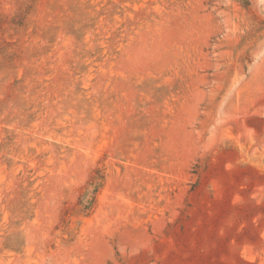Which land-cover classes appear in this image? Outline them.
Here are the masks:
<instances>
[{
    "label": "rangeland",
    "instance_id": "rangeland-1",
    "mask_svg": "<svg viewBox=\"0 0 264 264\" xmlns=\"http://www.w3.org/2000/svg\"><path fill=\"white\" fill-rule=\"evenodd\" d=\"M0 264H264V0H0Z\"/></svg>",
    "mask_w": 264,
    "mask_h": 264
}]
</instances>
